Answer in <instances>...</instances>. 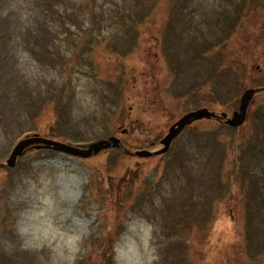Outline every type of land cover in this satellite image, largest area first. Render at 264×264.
<instances>
[{
  "label": "rangeland",
  "instance_id": "rangeland-1",
  "mask_svg": "<svg viewBox=\"0 0 264 264\" xmlns=\"http://www.w3.org/2000/svg\"><path fill=\"white\" fill-rule=\"evenodd\" d=\"M248 88L264 0H0V264H264V90L134 153Z\"/></svg>",
  "mask_w": 264,
  "mask_h": 264
},
{
  "label": "water",
  "instance_id": "water-1",
  "mask_svg": "<svg viewBox=\"0 0 264 264\" xmlns=\"http://www.w3.org/2000/svg\"><path fill=\"white\" fill-rule=\"evenodd\" d=\"M262 89H254L248 88L246 89L241 98L238 110L234 111L231 117H228L226 113H222L221 116L217 115L215 112L210 111L208 108H200L194 111H190L183 116H181L178 120H176L172 125L169 126L167 133L162 137L160 141L161 148L151 152L147 150L135 151L134 153L141 157H150L152 155H158L165 153L169 150L173 140L181 133V131L191 123L201 120V119H220L224 120L225 123L233 128L239 127L242 125L246 119L247 111L251 100L254 95ZM126 130H123L125 133ZM39 143L36 147H44V148H52L54 150H58L73 156H79L83 158L90 157L92 154H97L100 151L107 148H117L121 147L120 139L113 135L104 140H98L89 144L86 148H82L79 146H73L71 144H66L60 141H55L51 139L42 138L39 135H35L32 138H28V135L25 136V139L21 140L12 150L9 158L6 161V165L9 167L14 166L16 162V158L18 155H21L23 152V148L33 144Z\"/></svg>",
  "mask_w": 264,
  "mask_h": 264
},
{
  "label": "trees",
  "instance_id": "trees-1",
  "mask_svg": "<svg viewBox=\"0 0 264 264\" xmlns=\"http://www.w3.org/2000/svg\"><path fill=\"white\" fill-rule=\"evenodd\" d=\"M115 150V149H114ZM118 150V149H117Z\"/></svg>",
  "mask_w": 264,
  "mask_h": 264
}]
</instances>
